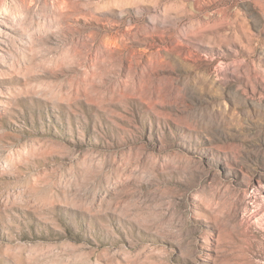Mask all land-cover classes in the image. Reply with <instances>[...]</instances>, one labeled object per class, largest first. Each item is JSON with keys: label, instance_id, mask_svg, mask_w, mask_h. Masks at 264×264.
<instances>
[{"label": "rangeland", "instance_id": "rangeland-1", "mask_svg": "<svg viewBox=\"0 0 264 264\" xmlns=\"http://www.w3.org/2000/svg\"><path fill=\"white\" fill-rule=\"evenodd\" d=\"M0 264H264V0H0Z\"/></svg>", "mask_w": 264, "mask_h": 264}]
</instances>
